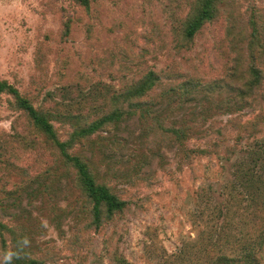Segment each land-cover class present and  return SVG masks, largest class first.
<instances>
[{"label": "rangeland", "instance_id": "1", "mask_svg": "<svg viewBox=\"0 0 264 264\" xmlns=\"http://www.w3.org/2000/svg\"><path fill=\"white\" fill-rule=\"evenodd\" d=\"M172 1L177 0H91L88 16L73 14L69 41L61 44L58 16L42 14L44 0H0V79L34 100L36 107H43L50 101L60 102L62 92L68 96L65 92L70 90L86 94L97 87L122 89L148 71L163 78L150 93L154 97L173 86V69L177 65L188 72L181 71L183 76L194 79L207 80L221 73L227 50L217 23L204 26L192 49L182 56L175 54L173 26L177 23L172 18L176 20L179 12L173 15ZM259 1L263 8L264 0ZM186 13L187 9L181 10L177 19L182 20ZM147 38L152 45L146 47L142 57L134 58L135 47ZM198 104L195 100L186 107ZM201 111L199 106L193 114ZM17 116L8 108L7 97L0 95L2 147ZM180 116L173 120H180ZM253 117L258 119L256 124H247ZM230 119L237 122L230 124ZM246 124L253 126L251 131L244 130ZM210 126H228L224 140L213 138L205 143L189 139L186 150L205 149L208 153L193 154L187 163L175 144L146 147L137 118L122 124L118 136L125 138L128 146L120 153L106 150L111 158H101L99 174L107 172L117 159L132 155L138 147L147 157L142 174L152 178L151 185L132 188L115 183L117 188L127 189L123 195L129 201L127 208L98 233H82L78 248L72 242L75 227L81 224L74 214L77 205L70 212L58 211L57 222L52 221L41 181L32 179L8 191L5 179L0 177V205L9 216L4 223L23 228L33 254L46 259V264H113L115 256H123L128 264H181L183 260L184 264H206L208 251L203 231L208 229H212L213 247L237 258L234 244L226 243L236 228L223 227L221 218L215 216L228 197L223 185L237 181L235 164L245 159V149L261 157L259 165L264 162V100L261 109L239 105L231 114L211 113L199 128ZM6 151L13 152L10 148ZM80 151L88 155L87 149ZM12 169L13 166L5 170L10 175L6 176L17 182ZM121 173L120 169L117 175ZM52 189V204L65 208L66 193L70 191L66 180ZM257 257L264 264V251H258Z\"/></svg>", "mask_w": 264, "mask_h": 264}, {"label": "trees", "instance_id": "2", "mask_svg": "<svg viewBox=\"0 0 264 264\" xmlns=\"http://www.w3.org/2000/svg\"><path fill=\"white\" fill-rule=\"evenodd\" d=\"M171 3L173 15L187 9L182 20L177 19L179 13L176 20L172 18L173 23H177L173 26L176 55L182 56L192 49L194 39L205 25L219 24L227 50L221 73L207 80L194 79L181 74L186 71L182 65H175L173 86L154 97L150 93L163 78L148 71L122 89L97 87L86 94L70 90L65 92L68 96L62 92L60 102L50 101L43 107H36L34 100L22 95L7 80L0 79V95L7 97L8 108L18 114L11 123V133L7 134L3 147L0 143V177L5 179L8 191L32 179L41 181V192L51 206L49 215L54 222H57L58 211L70 212L77 205L74 214L81 224L75 227L72 236L77 248L82 233H98L127 208L129 201L123 198L127 189L117 188L115 183L132 188L151 185L152 178L142 174L147 157L138 147L134 148L132 155L117 159L107 172L99 174L101 158H111L106 155V150L120 153L128 146V141L118 136L122 124L137 118L146 147H155L157 143L175 144L183 154L184 162L188 163L193 154L208 153L205 149L186 150L185 142L189 139L205 143L213 138L218 142L224 140L228 126L199 128L209 114H231L239 105L262 108L264 7H259L257 0H177ZM90 5L91 0H44L42 14L58 16L59 43L69 41L73 14L80 12L88 16ZM242 7L245 9L241 10ZM142 40L143 43L132 53L134 58L142 57L146 47L152 45V40ZM195 100L202 109L198 114H193L197 106L186 107ZM218 105L221 107L216 109ZM179 114L180 120H173ZM257 120L253 117L246 123L256 124ZM235 122L237 120H229L230 124ZM247 124L244 130L251 131L253 126ZM7 148L13 152L6 151ZM84 149L88 150V155L80 151ZM245 153L246 160L235 164L237 181L223 185L228 197L215 216L221 218L223 227L236 228L226 243L234 244L238 256L235 258L222 249H215L210 243L212 229H208L203 231L208 251L206 264H260L257 253L264 251V162L259 165L261 157L255 156L256 153L249 148ZM12 166L17 182L6 176L10 175L5 170ZM120 169L122 173L117 175ZM62 180H66L69 186L70 191L66 193L68 204L65 208H57L52 204L51 192ZM6 218L9 216L0 205V264H6L4 254L9 251L16 253L10 264H46V259L35 257L29 243L22 244L24 238L29 241L24 229L5 224ZM220 236L221 233L217 237ZM113 260V264H128L123 256H115Z\"/></svg>", "mask_w": 264, "mask_h": 264}, {"label": "clouds", "instance_id": "3", "mask_svg": "<svg viewBox=\"0 0 264 264\" xmlns=\"http://www.w3.org/2000/svg\"><path fill=\"white\" fill-rule=\"evenodd\" d=\"M28 243H29V241H28L27 238H24L22 240V244L23 245H28ZM14 255H16V253H13L11 251H9V252H7V253L4 254V260H5L6 264H10V262H11V260H12V258H13Z\"/></svg>", "mask_w": 264, "mask_h": 264}]
</instances>
